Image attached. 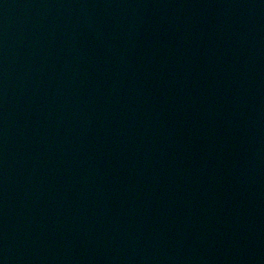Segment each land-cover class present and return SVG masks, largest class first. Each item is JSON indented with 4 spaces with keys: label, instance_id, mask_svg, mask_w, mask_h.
Wrapping results in <instances>:
<instances>
[{
    "label": "water",
    "instance_id": "1",
    "mask_svg": "<svg viewBox=\"0 0 264 264\" xmlns=\"http://www.w3.org/2000/svg\"><path fill=\"white\" fill-rule=\"evenodd\" d=\"M0 264H264V0H0Z\"/></svg>",
    "mask_w": 264,
    "mask_h": 264
}]
</instances>
